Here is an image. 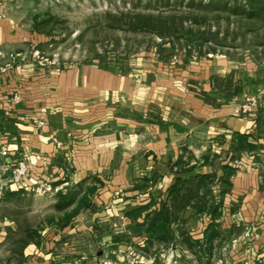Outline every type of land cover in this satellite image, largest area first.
Returning <instances> with one entry per match:
<instances>
[{
	"label": "crops",
	"instance_id": "obj_1",
	"mask_svg": "<svg viewBox=\"0 0 264 264\" xmlns=\"http://www.w3.org/2000/svg\"><path fill=\"white\" fill-rule=\"evenodd\" d=\"M9 2L0 0V131L13 137L28 165L11 195L46 179L55 188L68 185L66 157L70 184L96 176L123 205L127 199L134 205L138 195L139 205L162 197L179 177L213 174L220 185L228 164L236 170L222 196L219 235H231L233 262L247 247L255 254L264 248V99L246 115L232 114L262 86L264 50L175 64L143 56L123 73L95 63L45 65L28 56L7 68L8 54L35 39ZM39 120L45 125L38 127ZM237 134H246L253 150L237 148ZM14 230L15 221L0 220V242ZM24 248L28 262L43 254L30 241Z\"/></svg>",
	"mask_w": 264,
	"mask_h": 264
},
{
	"label": "rangeland",
	"instance_id": "obj_2",
	"mask_svg": "<svg viewBox=\"0 0 264 264\" xmlns=\"http://www.w3.org/2000/svg\"><path fill=\"white\" fill-rule=\"evenodd\" d=\"M10 1L13 15L35 36L33 44L20 53L45 65L95 63L123 73L136 58L143 56L161 55L175 64L218 54L241 59L264 50L263 20L225 13L216 3L203 8L209 0H201V8L197 6L200 0L192 5L189 0L167 3L165 0ZM224 1L244 3L243 0ZM138 13H161L169 17L168 23L177 25L178 31L161 38L155 31L130 30L127 23ZM19 61L24 60L16 63ZM12 139L6 131H0V159L3 160L0 163V220L6 217L16 223V230L9 231L0 242V264H263L245 251L243 259L233 262L232 248L226 245L231 235L219 236L211 245L192 242L202 237L210 223L211 216L206 209L219 204L220 191L226 189L222 183L219 185L213 180L206 196L199 193V202L206 201L203 213L193 203L184 208L168 205L175 239L149 244L143 219L132 221L125 215L126 210L139 206L144 199L138 195L134 205L129 199L123 205L96 176L70 184L72 161L67 157L64 181L68 180V185L64 183L55 188L46 179L26 192L11 195V189L19 184L13 178L14 168L19 161L27 165L25 155L18 154L17 147L13 148ZM44 183L50 184L51 189L46 190ZM90 186H95L93 193L87 191ZM85 194L84 205L71 214ZM191 199L196 202L195 198ZM240 230L234 231L240 233ZM185 233L190 234V239ZM27 241L43 251L39 257L33 254L29 262L24 255Z\"/></svg>",
	"mask_w": 264,
	"mask_h": 264
},
{
	"label": "trees",
	"instance_id": "obj_3",
	"mask_svg": "<svg viewBox=\"0 0 264 264\" xmlns=\"http://www.w3.org/2000/svg\"><path fill=\"white\" fill-rule=\"evenodd\" d=\"M168 1L169 0H165L166 3ZM194 2L195 0H189V5L194 4ZM243 2V4L239 5L236 2H232L231 4H229L224 0H209V2L205 4L203 8H208L211 4L216 3L221 6V10L225 13L242 16L249 20L260 19L264 21V0H243ZM202 5L203 2L201 0L198 1L197 6L201 8ZM190 8L191 7L189 6V9ZM167 19H169V17L163 16L161 15V13H138L133 18H130L127 25L130 30L155 31L159 35V37L164 38L168 35H174L178 31V28L176 27L177 25L175 23H168V21H166ZM236 145L237 148H242L248 151H251L254 148V146L250 142H247L246 134H237ZM222 167L224 175L220 178V182L227 188L231 185L229 182V177L235 172L236 168L228 164H225ZM213 180H215V176L213 174H196L191 179L187 180L181 179L179 177L167 189L162 198H160L161 195L159 197L150 196L149 200L146 203L126 210L125 215L132 221H137L138 218L143 219L142 224L146 225V233L148 235L147 241L149 244L153 242L169 243L175 239V233L170 228L172 217L166 207H168V205L175 207L179 205V208H184L188 203H193V207H195L197 211H201L202 213L206 210L207 212L209 211L211 220L208 226L204 229L202 237L194 238L192 242H194L195 244L205 242V245H207V243L211 245L212 241L220 236L218 230V221L221 217L220 206H222V196L225 193V190L220 191V202L218 205L213 206L212 209L209 207L205 210L206 201L204 202V204H201L198 200L199 198L197 197L199 193H201L202 197L206 196L205 194L211 190L210 185ZM94 190L95 186H90L87 191L88 193H93ZM86 198V194L80 198V202L74 208L71 214H75L78 212L80 207L84 205ZM191 198H195L196 202H193ZM70 202L71 200L63 203V206H61V208L65 207ZM157 203L162 204V206L160 208H156L155 205ZM198 205L202 206L196 207ZM185 235H187V239H190V236H188L190 234L185 233Z\"/></svg>",
	"mask_w": 264,
	"mask_h": 264
},
{
	"label": "built area",
	"instance_id": "obj_4",
	"mask_svg": "<svg viewBox=\"0 0 264 264\" xmlns=\"http://www.w3.org/2000/svg\"><path fill=\"white\" fill-rule=\"evenodd\" d=\"M35 52H38V51H35ZM26 58H27V56L24 54H21L20 52H10L8 54V62L6 64V66L10 68L16 63V61L25 60ZM193 58H195V56H193ZM261 64L264 67V59L261 61ZM262 99H264V82H263L262 86L257 90V92L253 96L248 97L244 103H242L238 107L234 108L232 110V114L235 116L246 115L253 109V107L256 105V103ZM13 102L19 103L20 97L14 96ZM44 125H45V122L43 120H39L37 123L38 127H42ZM56 144L58 146L60 145L59 143H56ZM27 171H28V166L26 165V163L24 161H19L17 166L14 168V170L12 172L15 182L20 183L21 180L26 176ZM43 186H45L46 190L51 189L50 184L44 183ZM245 251H246V253L252 254V259H254L255 261H257L259 263L264 264V248L261 249L256 254L252 253L251 248H249V247H247Z\"/></svg>",
	"mask_w": 264,
	"mask_h": 264
}]
</instances>
